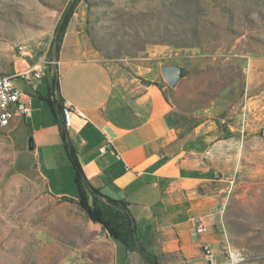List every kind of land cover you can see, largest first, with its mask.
<instances>
[{"label": "rangeland", "instance_id": "1", "mask_svg": "<svg viewBox=\"0 0 264 264\" xmlns=\"http://www.w3.org/2000/svg\"><path fill=\"white\" fill-rule=\"evenodd\" d=\"M67 1L0 0V73L27 68L19 45L38 54L49 47ZM107 1L92 9L101 17L96 26L100 35L113 33L109 20L130 16L124 30L134 37H125L123 47L104 45L120 50L115 61L129 72L155 73L166 90L162 66L176 64L182 71L186 62V75L166 84L171 100L184 111H202L213 125L219 120L217 130L226 136L216 179L205 188L220 190L222 258L264 264V0ZM191 31L195 37L185 38ZM2 131L0 264H112L114 244L100 225L77 202L50 195L25 148Z\"/></svg>", "mask_w": 264, "mask_h": 264}, {"label": "crops", "instance_id": "2", "mask_svg": "<svg viewBox=\"0 0 264 264\" xmlns=\"http://www.w3.org/2000/svg\"><path fill=\"white\" fill-rule=\"evenodd\" d=\"M85 11L79 2L50 57L57 61L56 85L46 78L31 85L13 81L30 113L14 116L4 138L25 148L50 195L77 199L57 111L61 101L69 102L85 115L65 130L87 182L103 196L127 202L137 237L159 264H207L204 245L219 264H232L221 255L220 190H205L216 179L226 139L202 111H181L165 100L159 75L135 76L97 52L85 34ZM199 222L203 234L195 231ZM113 244L112 264H145L138 253Z\"/></svg>", "mask_w": 264, "mask_h": 264}, {"label": "trees", "instance_id": "3", "mask_svg": "<svg viewBox=\"0 0 264 264\" xmlns=\"http://www.w3.org/2000/svg\"><path fill=\"white\" fill-rule=\"evenodd\" d=\"M83 1L86 5L85 13V34L89 38L93 48L99 52L101 55L107 59L117 60L116 55L120 50H112L105 47V43L111 46V42L119 44V47H123L122 44L125 37L132 35L129 30H124L126 27H129L130 16H123L117 14L116 17L111 18L110 22L115 25L116 33H104L99 34L97 28V22L101 19L99 15L92 12L94 7L101 5H106L109 2L107 0H68L64 7L61 9L59 18L53 30V38L49 45L48 57L51 55H57L59 45L61 43L63 34L66 31L67 25L74 13L75 8L78 3ZM105 19H109L107 13H103ZM125 19H128L127 21ZM121 32H119V31ZM163 34L167 36V31L164 30ZM135 37L141 39V35L135 32ZM195 31H191L190 34H187L185 38L195 37ZM156 37H159V34H156ZM163 41V40H160ZM159 41L153 40L151 44L158 43ZM174 46V44H170ZM186 62L183 65L186 66ZM181 71V77L186 75V67ZM48 70L53 71L54 75L48 79L51 84L58 83V72L57 67H49ZM162 81V80H161ZM166 90H162V86L159 85V89L163 91V96L165 100L172 101L171 103L179 110L181 109L173 100H171L172 89L168 87L164 82H162ZM58 114H59V105H58ZM60 115V114H59ZM217 128L222 127L219 120H215ZM60 137L62 140L63 149L65 155L70 163V166L74 174V184L77 189V199H71L68 197H62L63 200L69 202H77L85 213L87 219L100 225L101 230L107 238H109L113 243L120 245L126 253H138L144 260L145 264H159V260L156 256L150 254L144 243L136 235V225L135 220L129 210L127 202L123 200H113L106 196H103L93 188L86 180L84 173L82 171L81 165L78 160L77 151L73 143L69 140L66 135V130L61 124L60 128ZM226 138V136H223Z\"/></svg>", "mask_w": 264, "mask_h": 264}, {"label": "built area", "instance_id": "4", "mask_svg": "<svg viewBox=\"0 0 264 264\" xmlns=\"http://www.w3.org/2000/svg\"><path fill=\"white\" fill-rule=\"evenodd\" d=\"M16 50L26 60L27 69L10 72L8 75L0 77V130L8 126L14 116H29L30 113L29 104L23 99L24 94L14 85L13 81L19 80L31 85L33 80L49 79L54 73L48 68L57 66L56 59L48 57L49 47L42 54H38L35 48L26 44L16 47ZM34 57L37 58L36 61L33 60ZM59 114L64 129L71 127L74 118L85 119L81 110L73 107L65 100L59 104ZM195 231L197 234H203L206 232V227L199 222L196 224ZM202 251L207 264H219L208 245H204Z\"/></svg>", "mask_w": 264, "mask_h": 264}, {"label": "water", "instance_id": "5", "mask_svg": "<svg viewBox=\"0 0 264 264\" xmlns=\"http://www.w3.org/2000/svg\"><path fill=\"white\" fill-rule=\"evenodd\" d=\"M161 73L168 86L176 84L181 78V69L176 64H164L161 68Z\"/></svg>", "mask_w": 264, "mask_h": 264}, {"label": "bare ground", "instance_id": "6", "mask_svg": "<svg viewBox=\"0 0 264 264\" xmlns=\"http://www.w3.org/2000/svg\"><path fill=\"white\" fill-rule=\"evenodd\" d=\"M82 10V9H81ZM81 16V15H80ZM20 46H22V45H19L18 47H20ZM9 73H7V74H3V73H0V77L1 76H5V75H8ZM236 260V259H235Z\"/></svg>", "mask_w": 264, "mask_h": 264}]
</instances>
